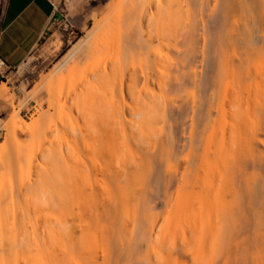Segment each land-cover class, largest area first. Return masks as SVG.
<instances>
[{
    "label": "bare ground",
    "instance_id": "1",
    "mask_svg": "<svg viewBox=\"0 0 264 264\" xmlns=\"http://www.w3.org/2000/svg\"><path fill=\"white\" fill-rule=\"evenodd\" d=\"M142 1L124 41L134 104L109 99L108 74L72 98L90 138L39 149L51 166L36 184L24 180L30 154L14 173L18 194H41L33 208L45 216L29 227L36 245L21 243L60 239L48 243L61 247L46 257L53 264H264V0ZM101 24L57 69L85 47L96 55ZM17 118L16 142L27 131ZM13 218L22 231L32 221ZM1 234L0 223V264Z\"/></svg>",
    "mask_w": 264,
    "mask_h": 264
},
{
    "label": "rangeland",
    "instance_id": "2",
    "mask_svg": "<svg viewBox=\"0 0 264 264\" xmlns=\"http://www.w3.org/2000/svg\"><path fill=\"white\" fill-rule=\"evenodd\" d=\"M53 1L57 10L62 14L63 21L59 24H53L50 27L45 38H43L41 45L31 54L28 60L20 68L10 71V73H4V76L1 77L3 83L0 89V202L2 205L0 223L1 233L2 230L4 233V235L1 234V241L4 236V240L7 242V244L4 240L1 242V247L5 246L4 248H1V264H34L35 262H38L37 264H39L40 260L42 261L40 264H45L44 260L46 259V262L48 261L46 257L49 258V256H51L50 254H53L51 253V247L53 246H49L50 243V245H52L53 241L50 243L47 242V244L46 242L41 243V245L45 244L44 246L48 245L51 248L50 251L49 248L47 249L48 246H42L43 248L38 249L41 245L38 247L35 246V248H32L33 246L29 245L33 240L30 232L34 231L29 227L32 225L34 226V223L36 224L38 221L40 222L38 224L43 223L45 216L43 215V218L38 217L41 212L44 214L43 211L36 212L33 208V204L39 201L41 194L37 192H28L25 193V195L17 193L18 188L22 185V181L19 177H16L14 173L17 170L21 175L25 171V166L28 165L26 160L28 154L31 155V157L29 156L31 161L33 158L32 162L29 160V162L33 164L31 165L29 173H27L28 167L26 168L27 171L26 173L24 172L26 178L24 177V174L23 177L25 182L27 181L28 176L30 177V181L28 182L30 183L32 181V184H36L39 180V172H48L51 166L49 162L43 159L41 155L42 151L39 149L48 151L52 146L59 147L62 145L66 147L69 143L74 144L77 139L82 141L81 144L85 142V140H89L90 136L88 137V134L83 135V133L78 132L77 123H79V126H84L85 119L81 117V113H79L80 111L74 106L75 104L73 105L72 103H74L75 98H77V96L79 97L83 91L95 86L99 81L98 79L102 76L108 74L107 76L110 78L108 82H106V85L109 87L113 85L112 87H114L113 89L112 87L107 88V86H104L107 88V92H109L110 100H113L116 103L119 100L121 103L126 101V103L131 105L134 104L127 88L128 80L126 66L128 56L127 50H125L127 47H125L126 44L124 41L126 39L125 33L129 32L131 26L135 24L133 18V15L135 14L134 12L136 11L135 7L137 8L140 6L143 1ZM125 5H127V10ZM153 9L154 11L156 10L154 6ZM131 10H133V13ZM129 13L132 14L133 17L131 15L130 17ZM130 18L134 21H130ZM97 22L102 23V26L95 34V38H97V42H102L104 40L103 37L108 33V35L105 36L107 37V42L104 43V45L106 44V48H104V45H100L102 48L98 50L99 52L96 51V55L95 53H89L88 55L89 48L85 47L75 56V60L71 63L67 62L64 64L67 66H61L62 68L60 67L57 69L58 65L63 62L65 54L69 49L83 38L89 30L93 29ZM158 22L159 21L156 23ZM158 24H156L155 27H157ZM135 27L137 28V26ZM117 35L119 37H117ZM119 45L122 46L120 47ZM136 58L135 63L137 62L136 64L139 65L143 59L141 60L139 57ZM129 59L130 58H128V60ZM130 61L134 60L132 59ZM122 63L125 64L124 67L121 65ZM3 68L4 65L0 62V71H3ZM119 69L122 71L119 72ZM115 70L118 72H115ZM152 86L156 88L154 84H152ZM109 90H114V93L112 94V91L110 93ZM115 90L118 91L115 93ZM192 92L190 91L188 95L190 94L189 96H191ZM114 96H116V98ZM72 98H74V100ZM128 112L129 108L127 107L126 118L131 116ZM18 116L22 118L27 131L24 133L19 132V135L17 136L21 139L19 140L16 137L19 141L16 142L13 137V126L17 121ZM116 117L114 118L116 119ZM63 123L67 125L70 123L73 127L69 124V126L72 127L70 128L71 130L64 128L62 127ZM75 125L77 126L75 127ZM73 128L77 130V133H79L78 135L76 132V134L71 133L73 132L72 130H74ZM75 135L78 138H76ZM84 137L86 138L83 139ZM17 150H21L27 154H25L24 159L22 158L21 161H18L15 158L14 153ZM20 168L21 170H19ZM47 209L45 215L47 213L48 218L51 220H56L57 217H60L61 213L59 210L54 208ZM16 213H18L19 216L22 214L25 215V217H28L25 219L26 221H29L31 218L32 221L36 219L33 222L29 221L30 225L28 224V226L23 224L24 220L21 222L23 225L22 228L26 229V227H28V231L20 230L21 227L14 223L13 217ZM40 216L42 215L40 214ZM26 221L25 223L27 224L28 222ZM40 227H42V225L39 226L38 231L44 236L45 232L43 228ZM29 229L31 231H29ZM45 234L47 236V232ZM25 239L29 240V243L25 244L26 247L21 243ZM46 239H48V237ZM15 240L17 243H15ZM10 241L13 244H10ZM58 241H60V239ZM58 241H56L57 243H53L58 244ZM30 244L36 245L33 242ZM58 245L55 246L59 247ZM55 246L53 247L54 250ZM59 248L55 250L58 253L60 251ZM56 252L54 254H56ZM47 254L49 255L47 256ZM48 264H53V262Z\"/></svg>",
    "mask_w": 264,
    "mask_h": 264
},
{
    "label": "crops",
    "instance_id": "3",
    "mask_svg": "<svg viewBox=\"0 0 264 264\" xmlns=\"http://www.w3.org/2000/svg\"><path fill=\"white\" fill-rule=\"evenodd\" d=\"M63 21L53 0H4L0 14V89L4 73L20 68L53 24Z\"/></svg>",
    "mask_w": 264,
    "mask_h": 264
},
{
    "label": "trees",
    "instance_id": "4",
    "mask_svg": "<svg viewBox=\"0 0 264 264\" xmlns=\"http://www.w3.org/2000/svg\"><path fill=\"white\" fill-rule=\"evenodd\" d=\"M3 2H4V0H1V2H0V14L2 13Z\"/></svg>",
    "mask_w": 264,
    "mask_h": 264
}]
</instances>
